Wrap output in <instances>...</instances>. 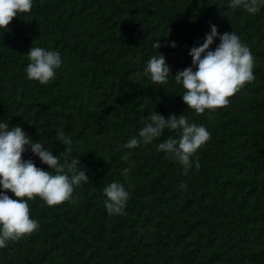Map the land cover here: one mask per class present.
Here are the masks:
<instances>
[{
  "label": "trees",
  "instance_id": "obj_1",
  "mask_svg": "<svg viewBox=\"0 0 264 264\" xmlns=\"http://www.w3.org/2000/svg\"><path fill=\"white\" fill-rule=\"evenodd\" d=\"M229 3L33 0L30 13L0 29V122L20 126L56 156L66 150L57 140L62 130L73 142L68 159L81 160L77 167L89 178L75 188V202L29 200L39 228L0 248V264H264V6L253 15ZM212 24L250 48L255 79L228 106L197 116L174 75L193 66L189 51ZM157 37L167 46L154 49ZM34 44L61 54L47 84L25 72ZM157 51L173 75L165 85L143 75ZM153 110L185 115L210 133L188 174L172 154L157 151L176 132L124 147ZM22 158L51 171L30 147ZM114 181L129 193L122 215L104 207L103 187Z\"/></svg>",
  "mask_w": 264,
  "mask_h": 264
},
{
  "label": "clouds",
  "instance_id": "obj_2",
  "mask_svg": "<svg viewBox=\"0 0 264 264\" xmlns=\"http://www.w3.org/2000/svg\"><path fill=\"white\" fill-rule=\"evenodd\" d=\"M228 6L232 9L241 8L254 15L264 6V0H230ZM32 7L33 0H0V29L9 31L13 19L30 13ZM210 28L204 42L189 51L193 66L178 70L174 75L175 83L184 89L183 101L197 116L203 115L205 110L215 111L228 106L229 98L255 79L254 57L236 32L220 34L214 24ZM217 37L220 43L215 50H210ZM162 46L167 45H162L157 37L152 47L158 50ZM171 46L177 45L172 42ZM26 55L30 61L25 68L27 78L42 85L54 79L56 70L62 66L58 50H47L34 44ZM140 75L139 72L133 73L130 79L135 82L134 78ZM143 75L148 76L153 84L159 85L167 84L169 76H173L166 57L159 52L147 61ZM145 120L146 124L139 130L138 137L133 136L124 147L134 149L141 144H151L164 135L166 129L168 132H176L178 137L170 136L159 143L157 151L172 154L183 166L184 174H188L193 165L192 158L210 139L208 130L203 125L190 123L185 115L172 114L165 118L154 110ZM57 140L66 145V150L59 156L53 155L49 148L45 149L41 141L34 142L20 126L9 127L7 123L0 122V186L4 190L0 192V248L6 247L9 241L31 235L39 228L38 222L30 217L29 200L39 197L50 207L68 201L75 202V188L82 183H89L86 172L77 167L81 160L68 159L72 152V140L62 130L57 132ZM29 147L51 171L37 167L31 159L22 158ZM129 155L125 154L123 159L128 160ZM195 167H200L198 157ZM129 172L130 166L122 169L125 177ZM186 189L187 185H180L181 191ZM7 192L13 193L17 199L10 197ZM103 195L106 197L104 207L109 215L124 214L129 193L119 181L104 186Z\"/></svg>",
  "mask_w": 264,
  "mask_h": 264
}]
</instances>
